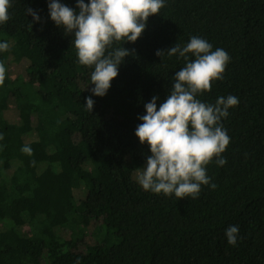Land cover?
Wrapping results in <instances>:
<instances>
[{
	"label": "trees",
	"instance_id": "trees-1",
	"mask_svg": "<svg viewBox=\"0 0 264 264\" xmlns=\"http://www.w3.org/2000/svg\"><path fill=\"white\" fill-rule=\"evenodd\" d=\"M59 2L79 11L76 0ZM48 4L11 0L0 24L10 45L0 51V264H264V0H165L134 43L113 44L131 54L103 97ZM193 36L230 56L223 79L197 99L233 95L239 104L220 122L226 163L206 166L217 187L178 199L138 183L151 152L135 130L144 105L157 96L158 109L186 65L156 52Z\"/></svg>",
	"mask_w": 264,
	"mask_h": 264
},
{
	"label": "clouds",
	"instance_id": "clouds-1",
	"mask_svg": "<svg viewBox=\"0 0 264 264\" xmlns=\"http://www.w3.org/2000/svg\"><path fill=\"white\" fill-rule=\"evenodd\" d=\"M77 12L72 7L49 0L48 8L52 21L65 34H73L72 44L77 50L80 65L93 68L90 80L94 85L91 92L103 97L111 87V81L118 76L119 65L131 54L124 47L112 48L116 42H135L146 28L151 15L159 14L165 0H76ZM11 0H0V24L9 20ZM34 22L40 21L37 11L26 8ZM32 27V24L30 25ZM8 42H0V51L9 50ZM109 49H112L109 51ZM169 56L183 57L186 65L175 73L170 94L157 109V96L147 102L146 114L135 135L141 144L147 143L151 155L146 159L143 171L137 174V181L144 190L153 193L172 194L176 198H197L202 185L215 189L210 183L206 166L216 159L223 166L226 159L221 154L230 143L227 131L220 123L229 115V108L239 104L236 96L219 97L215 104H206L197 95L211 91L212 81L223 79V73L230 60L223 49L212 50L205 39L191 37L186 46L175 44L167 50H158ZM195 59L190 60L188 54ZM6 78L5 65L0 62V86ZM95 101L86 97V108L92 112ZM2 139V137H0ZM21 151L33 154L30 146ZM239 227L231 225L225 230L227 243L236 245Z\"/></svg>",
	"mask_w": 264,
	"mask_h": 264
},
{
	"label": "rangeland",
	"instance_id": "rangeland-1",
	"mask_svg": "<svg viewBox=\"0 0 264 264\" xmlns=\"http://www.w3.org/2000/svg\"><path fill=\"white\" fill-rule=\"evenodd\" d=\"M21 71V69L19 67L16 68V72ZM89 174H93V172H90Z\"/></svg>",
	"mask_w": 264,
	"mask_h": 264
}]
</instances>
